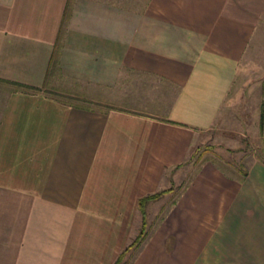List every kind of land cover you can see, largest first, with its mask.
Listing matches in <instances>:
<instances>
[{
    "label": "crops",
    "instance_id": "0c3cea01",
    "mask_svg": "<svg viewBox=\"0 0 264 264\" xmlns=\"http://www.w3.org/2000/svg\"><path fill=\"white\" fill-rule=\"evenodd\" d=\"M263 37L264 0H0V264H115L164 191L128 264H264V106L244 171L179 184Z\"/></svg>",
    "mask_w": 264,
    "mask_h": 264
},
{
    "label": "rangeland",
    "instance_id": "374dc122",
    "mask_svg": "<svg viewBox=\"0 0 264 264\" xmlns=\"http://www.w3.org/2000/svg\"><path fill=\"white\" fill-rule=\"evenodd\" d=\"M131 8L144 7L147 1H112ZM239 75L219 113L215 126L202 135L193 148L191 159L180 170L182 186L189 182L196 171L206 162L219 164L230 173L244 171L255 154L261 155L262 105L264 103V37L247 56ZM71 82L61 81L58 87H51V93L70 104L95 105L74 92ZM87 93V88L83 89ZM78 92L80 90L78 89ZM180 189H178L179 191ZM160 216V215H159ZM156 220V219H155ZM156 221L150 226H155ZM135 255L132 252L127 261Z\"/></svg>",
    "mask_w": 264,
    "mask_h": 264
},
{
    "label": "trees",
    "instance_id": "16d2710c",
    "mask_svg": "<svg viewBox=\"0 0 264 264\" xmlns=\"http://www.w3.org/2000/svg\"><path fill=\"white\" fill-rule=\"evenodd\" d=\"M264 106V103L262 105V108ZM262 123H263V109H262V117L260 120V129L262 130ZM172 191V189L170 190ZM167 191L164 192H159L157 194L148 196L143 198L140 202H139V207L141 210V213L143 215V224L141 227V230L139 232V234L137 235V237L133 240L132 244L129 246V248L123 253L121 254V256L118 258L117 262L115 264H128V261H125L126 255L132 250V249H138L141 244L145 241L146 237H147V217H146V205L150 202V201H154V200H158L159 198H161Z\"/></svg>",
    "mask_w": 264,
    "mask_h": 264
}]
</instances>
